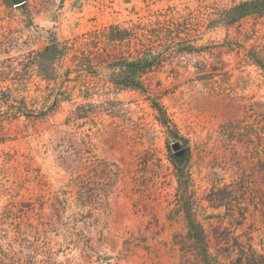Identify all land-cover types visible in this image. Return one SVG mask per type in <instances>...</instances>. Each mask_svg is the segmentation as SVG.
Returning a JSON list of instances; mask_svg holds the SVG:
<instances>
[{
	"label": "rangeland",
	"instance_id": "374dc122",
	"mask_svg": "<svg viewBox=\"0 0 264 264\" xmlns=\"http://www.w3.org/2000/svg\"><path fill=\"white\" fill-rule=\"evenodd\" d=\"M239 1L0 0V86L35 113L50 105L51 86L70 95L47 114L0 120V257L22 256L24 264H201L179 244L186 217L174 158L185 163L187 200L214 244L226 227L218 264H238L237 235L251 237L264 254V71L249 54L254 47L264 54V16L201 26ZM115 24L130 38L111 46L106 35ZM187 25L201 32L204 50H173L147 75L150 96L118 90L102 72L86 78L85 94L74 79L99 46L105 59L132 56L141 43L156 41L157 30L170 37ZM52 36L67 47L55 59L58 72L37 57ZM46 75L54 78L50 87ZM153 97L176 123L177 137L158 119ZM80 104L86 116H71ZM226 185L249 207L243 225L238 209L233 215L213 206V190Z\"/></svg>",
	"mask_w": 264,
	"mask_h": 264
},
{
	"label": "trees",
	"instance_id": "16d2710c",
	"mask_svg": "<svg viewBox=\"0 0 264 264\" xmlns=\"http://www.w3.org/2000/svg\"><path fill=\"white\" fill-rule=\"evenodd\" d=\"M250 16H264V0H241L232 6L221 7L219 11L215 13V16L208 19L206 23L203 21L201 26H206V29L221 25L231 26ZM200 34L201 32L194 30L193 27L188 25L187 27H184L183 30L177 32L176 35L173 33L170 37H166V31L157 30L155 35H153L156 41L151 45L146 44L141 39V42H144L141 43L143 47L139 48L137 54L127 56L119 55L118 53H110L107 59H105L104 55L100 52L102 47L99 46L96 49V55L91 54L87 56V59H85V67L81 66V69L77 70V75L74 79L79 83H83L81 88H83V94H85V87L87 90L91 88V84L89 82V84L86 83L88 81L86 78L93 77V75L102 72L99 74H102L107 82L111 83L116 89L139 90L150 96L152 95L154 87L147 82V75L161 66L173 50L179 54H191L203 51L205 46L198 42ZM106 37L111 46H116L130 38V31L125 28H120L119 25L115 24L110 26ZM66 48L67 47H65L61 41L52 36L48 45L38 52L37 57L39 59V64L42 66L46 65L47 71L50 69L54 70V72L57 71L55 67V59L58 56L59 58L64 56ZM249 54L253 62L264 71V54L255 47ZM68 72H70V69H68ZM45 80L49 82L48 87H50L54 78L51 77V75H46ZM50 89L54 92L51 93V96L49 94L51 98L50 105L39 113H35L33 109L20 101L19 98L9 90V88L4 89L0 86V120L2 121L5 116L17 117L21 114L26 116L47 114L58 107L59 103L64 98H69L70 96L68 91L62 89V87L58 88L56 91H54L52 86ZM82 96L85 97V95ZM151 102L152 106L158 112V119L160 122L167 128L170 134L177 137V125L170 117L163 103L155 97L151 99ZM85 112V104H80L78 105L77 112H73L71 116L82 118L86 116ZM1 128L2 125L0 124V129ZM172 161L179 182V197L184 200V202L181 203V208L186 217V232L183 240L179 243L180 247L183 252L194 254L201 264H218L220 248H217L216 246L217 244H220V240H224L223 237L227 235V233L225 234L226 227L221 224L219 229L223 227L225 228H223V231H219L217 244H214L210 239V234L206 230L204 223L196 217V214L193 211V203L188 202L187 200V194L190 187V175L186 170L183 159L174 158ZM82 182L85 184L83 180ZM230 187L231 185H226L222 189H217V191L213 190L214 198L212 200L215 202L213 206L216 208L226 207L227 212L231 211L233 215L237 214L238 209L242 216V221H238L237 224L243 225V220L247 217V209L249 207L247 204L243 205L245 204L244 201H241V199L239 201V199H237L239 190L235 188V186L233 189H230ZM243 194L244 191H242V193L240 191V195L242 196ZM227 200H232L233 202L229 203ZM232 245L234 250H237L236 248L239 250L236 252L238 255V264H264V254L257 251L251 237L244 239V237L237 235L235 237V243H232ZM213 249L216 250L215 253L212 251ZM30 257L32 258V256ZM6 259H8L7 254L1 256L0 264L25 263L22 261V256L18 257L17 255H13L8 261ZM29 260L30 259L27 260V263ZM53 264L59 263L54 262Z\"/></svg>",
	"mask_w": 264,
	"mask_h": 264
},
{
	"label": "water",
	"instance_id": "95a60500",
	"mask_svg": "<svg viewBox=\"0 0 264 264\" xmlns=\"http://www.w3.org/2000/svg\"><path fill=\"white\" fill-rule=\"evenodd\" d=\"M16 3H17L18 5H21V4L25 3V0H16ZM173 147H174L175 149L178 150L179 147H180V145H179L178 142H175V143L173 144Z\"/></svg>",
	"mask_w": 264,
	"mask_h": 264
}]
</instances>
